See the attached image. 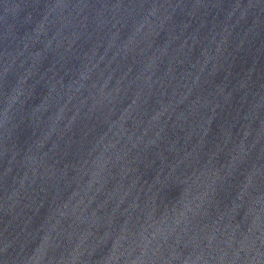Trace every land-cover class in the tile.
<instances>
[{"label":"water","instance_id":"water-1","mask_svg":"<svg viewBox=\"0 0 264 264\" xmlns=\"http://www.w3.org/2000/svg\"><path fill=\"white\" fill-rule=\"evenodd\" d=\"M0 264H264V0H0Z\"/></svg>","mask_w":264,"mask_h":264}]
</instances>
